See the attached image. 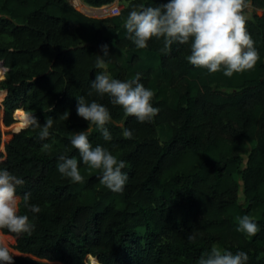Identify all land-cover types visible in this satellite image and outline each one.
<instances>
[{
  "label": "trees",
  "instance_id": "trees-1",
  "mask_svg": "<svg viewBox=\"0 0 264 264\" xmlns=\"http://www.w3.org/2000/svg\"><path fill=\"white\" fill-rule=\"evenodd\" d=\"M167 2L0 0V168L22 179L17 194L30 193L41 209L33 214L21 204L35 224L31 235L0 230L15 264H198L213 245L264 264V0H249L258 12L246 24L259 59L231 77L191 65L190 45L174 43L163 54L162 38L145 49L128 39L131 10ZM102 45L125 53V68L107 69L112 78L139 75L154 92L159 113L151 122L125 116L107 94L92 91ZM80 96L110 112L112 140L95 126L88 139L126 163L120 193L82 163L83 183L57 170L61 154L79 159L70 140L89 127L76 112ZM25 113L41 125L54 119L46 140L23 127ZM162 126L165 141L157 135ZM44 143L50 152L41 151ZM244 215L257 224L255 236L237 231ZM193 231L195 242L187 239Z\"/></svg>",
  "mask_w": 264,
  "mask_h": 264
},
{
  "label": "clouds",
  "instance_id": "clouds-1",
  "mask_svg": "<svg viewBox=\"0 0 264 264\" xmlns=\"http://www.w3.org/2000/svg\"><path fill=\"white\" fill-rule=\"evenodd\" d=\"M250 7L249 0H168L167 3L152 6H141L139 10L129 12L124 27L130 39L138 49H145L148 41L153 38L163 39L161 52L168 54L174 43L190 45L188 62L197 67L207 69L209 73L223 70V74L231 77L234 73L251 70L256 65L259 54L255 42L247 31L246 10ZM262 13L264 9L260 10ZM258 12V11H256ZM103 56H96L95 68L103 70L96 74L91 83V89L96 94L110 97L114 106H120L125 116L135 117L140 123L151 122L159 113L152 106L154 92L146 89L140 82V77L129 81L114 79L108 73V45H102ZM92 91L88 93L92 95ZM77 115L88 122V129L75 133L71 146L78 151L79 159L61 154L58 158L57 170L62 177L74 183H83L84 177L80 172V164L90 170H99L100 184L114 193L123 191L129 177L122 172L126 167L123 160H118L108 149L97 145L93 147L88 139L92 126L100 130L105 141H111L112 136L106 125L111 121L107 107L84 96L76 98ZM60 118L67 120L69 113L65 112ZM54 119L46 117L41 125L34 115L24 114V128L39 129V138L46 140L53 127ZM123 136L132 139L133 133L124 128ZM52 145L44 143L41 151L50 152ZM24 181L5 168H0V230L17 236L31 235L35 224L27 214H20L21 204L29 212L36 214L41 211L38 205L30 203L31 194H17V187ZM237 231L255 236L259 231L255 221L248 215L237 217ZM187 239L195 242L196 233L193 231ZM249 257L245 252L233 254L213 245L207 255H202L198 264H247ZM0 264H15L9 249L0 246Z\"/></svg>",
  "mask_w": 264,
  "mask_h": 264
},
{
  "label": "rangeland",
  "instance_id": "rangeland-1",
  "mask_svg": "<svg viewBox=\"0 0 264 264\" xmlns=\"http://www.w3.org/2000/svg\"><path fill=\"white\" fill-rule=\"evenodd\" d=\"M68 1H73V2H78L79 3V0H68ZM123 6V4H118V3H115L114 4V8L116 9H121ZM253 12H256L254 9H252L251 7H249L247 10H246V14H247V18L250 17V15L253 13ZM264 13V11H263ZM104 53L102 52L101 53V56H103ZM108 56L109 57H105V59L108 61V69L109 68H113V67H122V68H125V53L124 52H117L113 49H109V52H108ZM0 78H1V73H0ZM5 129L2 128V132H4ZM157 135H158V138L160 141H165L166 139H168V135H169V128L168 127H159L158 128V131H157Z\"/></svg>",
  "mask_w": 264,
  "mask_h": 264
}]
</instances>
